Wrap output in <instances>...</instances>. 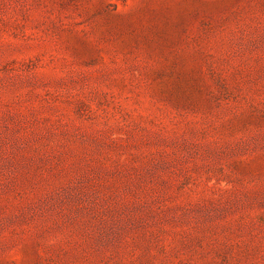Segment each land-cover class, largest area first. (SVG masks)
Here are the masks:
<instances>
[{"label": "rangeland", "instance_id": "1", "mask_svg": "<svg viewBox=\"0 0 264 264\" xmlns=\"http://www.w3.org/2000/svg\"><path fill=\"white\" fill-rule=\"evenodd\" d=\"M0 264H264V0H0Z\"/></svg>", "mask_w": 264, "mask_h": 264}]
</instances>
